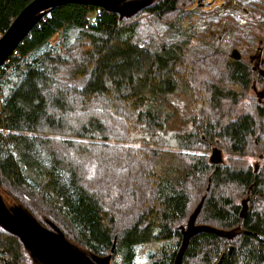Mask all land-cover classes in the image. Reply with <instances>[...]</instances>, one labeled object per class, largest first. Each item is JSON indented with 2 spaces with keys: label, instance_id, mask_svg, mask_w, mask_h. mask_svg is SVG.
<instances>
[{
  "label": "trees",
  "instance_id": "obj_1",
  "mask_svg": "<svg viewBox=\"0 0 264 264\" xmlns=\"http://www.w3.org/2000/svg\"><path fill=\"white\" fill-rule=\"evenodd\" d=\"M30 1L0 0V34ZM191 2L151 0L137 12L162 24L161 43L144 39L137 14L79 2L44 10L0 66L8 204L89 254L107 255L115 238L116 264H173L179 226L204 196L195 223L238 231L192 235L181 264H264V100L249 94L264 86V1L203 12ZM194 12L208 24L180 30ZM240 40L258 45L263 73L222 44ZM212 146L226 155L218 164ZM1 262L39 264L2 226Z\"/></svg>",
  "mask_w": 264,
  "mask_h": 264
},
{
  "label": "water",
  "instance_id": "obj_2",
  "mask_svg": "<svg viewBox=\"0 0 264 264\" xmlns=\"http://www.w3.org/2000/svg\"><path fill=\"white\" fill-rule=\"evenodd\" d=\"M151 0H31L23 5L14 19H11L5 31L0 34V66L7 59L12 49L19 44L23 35L28 32L33 23L44 14V10L49 6H55L59 3L79 2L81 4L89 3L92 6H100L108 11L118 12L119 19L137 14L144 6H147ZM260 51L250 54V58L257 59L252 65L255 69L258 67ZM230 57L241 59L239 49L233 47L229 53ZM263 73V69L259 68ZM255 95L258 101L264 96V88L256 91L253 84ZM211 153L208 161L220 163L222 161L221 150L216 146L211 147ZM202 196L197 206L188 214L185 225H180L179 230L182 234L180 245L175 252L173 264H181L182 254L187 247L188 238L199 233V231L214 232L222 237H234L237 229H219L216 226L206 225L205 223H195L196 215L202 206ZM242 208L239 215H244L246 202L242 201ZM38 221L29 210H25L18 203L8 204L0 193V226L5 228L8 233L14 234L20 238L23 248L28 251L34 263L39 264H109V258L113 251L114 241L111 243V250L107 255L89 254L84 248H81L65 236L60 227L54 222ZM232 249L230 245L229 250ZM228 250V252H229ZM223 257V256H222Z\"/></svg>",
  "mask_w": 264,
  "mask_h": 264
},
{
  "label": "rangeland",
  "instance_id": "obj_3",
  "mask_svg": "<svg viewBox=\"0 0 264 264\" xmlns=\"http://www.w3.org/2000/svg\"><path fill=\"white\" fill-rule=\"evenodd\" d=\"M223 1L224 0H192L190 5H188L186 7V9L190 10V9L194 8V9H198V11H201V12L209 11V10H214L215 11V9L218 6H220ZM149 15L150 14L146 15L145 12H142V13H139V14L135 15L134 16L135 18L133 20L140 22V25H141V27H140L141 31L140 32H141L142 36L144 37V39L149 40L152 37L154 39L153 40L154 42L157 41V42L161 43V40H164L165 36L166 37L168 36V33H164V31L162 33V30H161L162 24L159 23L158 20H155L154 17L149 16ZM196 15H197L196 13H191L190 16L183 15L181 20H179V21H181V29L180 30H185V31L189 32L190 27L192 25L191 23H193L194 20H196V19H197V21L198 20L199 21L202 20L201 28H204L205 25L208 24L209 18H206L204 16L203 19H199V18L195 17ZM263 19L264 18L262 17V20ZM263 23H264V21H263ZM210 33H212V32H210ZM58 39H59V37H58L57 33L53 34L51 36V38H50L51 42H54V43ZM242 41L243 40H240L238 43H229V44H226V42L224 41L225 43H222V44H225L226 46H230L231 49L233 47H237L239 49V53H240V56H241L242 60L250 62V65L252 66V65H254L256 63L257 59H255V58L251 59L249 55L250 54H254L255 52L258 51V49H256L258 45H255V44L253 45L252 44L253 45L252 46L249 43H247L246 41H244V42H242ZM230 52H231V50H230ZM252 61L255 62V63L253 64ZM259 68L260 67H256L255 70H257L259 72ZM262 88H264V86H259V87L256 88L257 89L256 91H260V89H262ZM249 94L255 95L254 88L252 90H249ZM255 97H256V99H258L257 95H255ZM261 99L264 100V96H262ZM244 104H245V102H244ZM191 110H192V108H190V107L189 108L188 107L185 108V111H186V113H188V115H190L192 113ZM184 117H186V116H184ZM181 122H183V121L181 120ZM210 149H211V147H210ZM210 149H209L208 155H210V153H211ZM221 156H222V159L226 156L223 151H221ZM248 160L250 162H253V163L256 161V159L253 158V157H249ZM1 264H4V263L1 262Z\"/></svg>",
  "mask_w": 264,
  "mask_h": 264
},
{
  "label": "flooded vegetation",
  "instance_id": "obj_4",
  "mask_svg": "<svg viewBox=\"0 0 264 264\" xmlns=\"http://www.w3.org/2000/svg\"><path fill=\"white\" fill-rule=\"evenodd\" d=\"M194 13H196V12H194ZM196 14H197V13H196ZM197 15H198V14H197ZM197 15L195 16L196 18L199 17V16H197ZM196 20H197V19H196ZM196 20H194V22H196ZM194 22H193V23H194ZM250 61H251V60H250ZM252 63L254 64L255 62L252 61ZM40 222H41V223H44L43 221H40ZM45 224H46V223H45ZM109 264H116V263H115V260H114V257L111 256V255H110V258H109Z\"/></svg>",
  "mask_w": 264,
  "mask_h": 264
}]
</instances>
